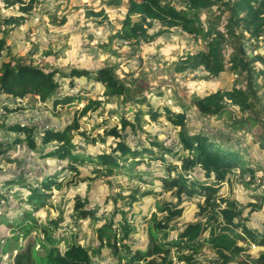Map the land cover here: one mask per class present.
<instances>
[{"label":"trees","instance_id":"16d2710c","mask_svg":"<svg viewBox=\"0 0 264 264\" xmlns=\"http://www.w3.org/2000/svg\"><path fill=\"white\" fill-rule=\"evenodd\" d=\"M0 3L5 7L19 6L21 15L9 16L3 19V23L20 27L26 21L25 17L32 13L36 0L28 4L24 0H0ZM107 5L118 7L121 0H110ZM203 17H206L205 21ZM156 24L164 31L181 29L205 41L206 50L188 56L177 70L203 68L210 77L231 72L247 81L243 88L218 90L194 99L192 107L202 119L227 117L234 129L258 127L261 124L264 107L256 89V79L264 72L256 70L255 64H264V55H254V52L259 48L260 41L264 40V0H130L122 28L115 38L138 45L147 40L149 30ZM6 50V40L0 38V58ZM58 74L69 80L71 88L79 86L80 80H94L104 88V97L119 100L122 109L129 107L121 117V129L114 127L106 132L107 136L120 140L113 153H100L97 156L88 155L83 146L73 143L72 135L79 130L80 119L97 112L103 105L101 100L92 97L86 99L87 104L77 112L72 124L58 130L44 129L39 141L41 146L33 140L35 128L19 124L10 128L22 135L16 138L15 145L26 143L31 151L62 162L61 170L67 171L71 178L67 174L60 179L56 171L39 181L5 174L0 170V178L3 179H0V229L8 232L6 236L0 233V264L4 263L2 258L10 251L16 252L11 264H101L102 258H108L115 264H174L171 257L173 250L177 251L179 262L199 264L195 256L205 247L216 255L220 264H264V229L251 225L253 214L264 208V194H251L256 202L244 206L235 198L222 194L226 183L231 186L236 183L248 191L260 188L253 186L256 183V170L249 166L250 155L245 158L240 152L223 148L211 140L209 133H190L186 129L189 119L184 112L186 105L179 106L181 112L168 107L160 111L147 97L148 89L142 85L132 89L117 77L115 66L96 71L72 68L63 73L57 68L44 70L32 61H21L11 55V59L1 62L0 95L18 100L34 96L44 103L52 102L53 107L70 105L76 98L83 99L63 95ZM83 89V92H91ZM131 104H146V108L134 109V116L130 120L125 115L132 110ZM230 105L239 108L244 115L242 120L233 117ZM162 113L169 124L180 129V150L173 151L154 141L149 142L152 148H132L123 140L122 132L129 127L134 130V122L140 123L147 115L157 121ZM256 137L254 143L260 144L264 150V131ZM86 140L92 144L97 142L90 137H86ZM2 148L0 145V153ZM164 154L170 155V160ZM8 162L12 161L9 159ZM158 163L162 165L164 174L154 176L151 169ZM89 164L99 167L92 173L100 179L113 175L125 176V185L117 184V187L127 186L125 188L129 195L117 194L115 198H110L99 216L98 208H90L88 197L76 196L71 217L60 209L56 219H50L46 225L39 224L36 215L49 205L52 191L62 192L75 186L76 179L83 173L82 169ZM154 179L161 185L159 190L153 187ZM107 181L110 183L111 180ZM135 181L139 184L133 186ZM143 185L151 188L143 190ZM21 193L26 198H22ZM163 194H169L171 198L159 202L158 212L152 213L150 218L143 216L138 220V214L132 212L134 204L142 197L157 198ZM18 197H21L20 204L25 207L19 204L17 211L9 216L12 218L10 220L8 210L14 209L13 202ZM184 197L199 199L196 202L199 218L179 225L185 213ZM118 199L122 205H119ZM97 217L105 223L95 227L94 236L88 244H82L78 234L69 240H58L54 236L67 218L72 222ZM137 224H145L146 242L143 245H137L133 238L140 231L135 226ZM32 233L42 235L46 240V244H42V251H38L34 243H19L20 240L26 241ZM174 233H177V237L172 236ZM62 245H65L64 248ZM251 246L261 249L258 255L250 253Z\"/></svg>","mask_w":264,"mask_h":264},{"label":"rangeland","instance_id":"374dc122","mask_svg":"<svg viewBox=\"0 0 264 264\" xmlns=\"http://www.w3.org/2000/svg\"><path fill=\"white\" fill-rule=\"evenodd\" d=\"M24 1L27 4L31 2V0ZM108 1L110 0H36L32 13L25 17L26 21L20 27H11L3 23V19L9 16L21 15L19 6L5 7L0 3V38L6 40L8 49L0 58V66L3 60L11 59V55L21 61H32L44 70L57 68L63 73L69 72L72 68L96 71L103 67L115 66L117 77L125 81L132 89H135L137 85L147 88L149 92L147 97L160 111L168 107L181 112L179 106L186 105L187 109L184 112L189 118L186 129L190 133L200 131L209 133L211 140L223 148H231L240 152L245 158L250 155L249 166L256 170V183L253 186H260V188L257 191H252V189L248 191L236 183L233 186L226 183L222 194L235 198L243 206L249 202H256L251 194H264V150L260 144L254 143V139L257 138V134L264 131V114L261 116L262 122L258 127L234 129L231 126L232 121L227 117L202 119L198 111L192 107L194 99L203 98L218 90L230 91L234 87L243 88L247 81L231 72H224L218 77H210L203 68L177 70L188 56L206 50L205 41L201 37L189 35L181 29L174 28L164 31L163 27L156 24L149 30L147 40L138 45L116 39L115 35L122 28L130 0H121V5L118 7L108 6ZM203 20L205 21L206 17H203ZM256 54L264 55V40L260 41L259 48L254 52V55ZM255 69L264 72V64L256 63ZM57 77L60 79L63 95H75L83 99L76 98L70 105L53 107L52 102L44 103L34 96L18 100L0 95V145L3 146L2 153H0V170L5 174L20 175L40 181L58 171L60 179L67 174L71 178L67 171L61 170L62 162L45 158L38 151H31L26 143L15 145L16 138L22 135L16 134L10 128L18 124L35 128L33 140L39 143L44 129L58 130L72 124L74 118H77V112L87 104L86 99L90 97L101 100L103 105L97 112L80 119L79 130L74 131L72 135L73 143L83 146L86 153L92 156L100 153H113V149L116 148V143L120 139L107 136L106 132L114 127L121 129V117L129 107L122 109L119 100L104 97L102 95L104 88L94 80H80L79 86L71 88L68 79L61 78L60 74ZM256 81V89L264 107V73L257 75ZM83 88L91 92H83ZM5 106L13 112L8 111ZM130 106L132 110L125 115L130 120L134 116V109L146 108V104L142 106L131 104ZM230 109L236 120L240 121L244 118L238 107L230 105ZM134 125V130L129 127L122 132L123 140L132 148H152L149 142L154 141L167 148H172L173 151L180 150L181 145L178 139L180 129L169 124L164 113L157 121L147 115L140 123L134 122ZM86 137L94 138L97 142L89 143ZM39 146H41L40 143ZM163 156L170 160V155L164 154ZM9 159L12 162H8ZM96 168L99 167L93 164L87 165L82 169L81 176L76 179L75 186L62 192L53 190L49 205L40 209L36 215L38 223L46 225L50 219H56L60 214V209L66 211L67 217H71L76 196L88 197L91 202L90 208L95 210L98 208L97 216H99L110 198H115L117 194L129 195L130 192L125 188L127 186L117 187V184L125 185V176L113 175L100 179L92 173ZM151 173L154 176L164 174L162 165L158 163L151 169ZM79 180L83 181L79 182ZM107 180H111L110 183ZM260 180H262L261 184ZM153 181L155 182L154 189L159 190L161 187L159 181L156 179ZM138 184L135 181L133 186ZM142 188L147 190L151 186L143 185ZM21 197L26 198V195L22 194ZM21 197L13 202L14 209L8 210V217L17 211V206L22 202ZM168 198H171L169 194H163L157 198L142 197L138 203L134 204L132 212L138 214V220L143 216L150 218L152 213L158 212L157 204ZM118 201L119 205H122L119 199ZM198 201L199 199L183 198L185 213L179 225L194 222L199 218L196 205ZM23 206L24 204L20 207ZM110 208L111 201L107 210L110 211ZM159 216L162 217L161 214ZM253 216L251 225L263 230L264 208ZM104 223L105 221H102L100 217L77 219L72 222L70 218H67L54 236L58 240L62 238L69 240L71 236L78 234L81 243L88 244L94 236L95 227ZM145 224L135 225L140 230L138 232L136 230L137 233L133 235L137 245H143L146 242ZM0 233L3 236L8 234L7 231L1 229ZM172 236L177 237V233ZM37 239L39 241H36ZM1 242L0 239V244ZM26 242L36 244L38 251H42V244H46L42 235L36 233H32L26 241L20 240L19 243L24 245ZM64 246L61 247L64 248ZM260 250L256 246L250 247V253L253 255H258ZM184 253L187 254L186 251ZM15 254L16 252L10 251L5 255L2 258L3 264H11ZM177 255L176 250L171 252L174 264H185L177 260ZM195 260L199 264L221 263L208 247L203 248L200 254L195 256ZM101 262V264H115L108 258H102Z\"/></svg>","mask_w":264,"mask_h":264}]
</instances>
